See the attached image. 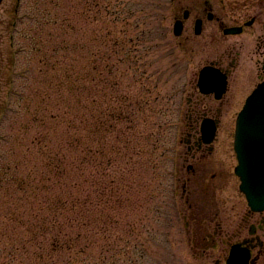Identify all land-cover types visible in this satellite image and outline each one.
<instances>
[{"label":"rangeland","instance_id":"obj_1","mask_svg":"<svg viewBox=\"0 0 264 264\" xmlns=\"http://www.w3.org/2000/svg\"><path fill=\"white\" fill-rule=\"evenodd\" d=\"M207 7L226 26L255 25L225 35L211 21L196 36L188 21L173 34L183 10ZM263 20L264 0H2L0 264H195L194 228L213 223V196L237 192L236 81L209 151L191 144L184 98L198 100L209 57L244 62Z\"/></svg>","mask_w":264,"mask_h":264},{"label":"flooded vegetation","instance_id":"obj_2","mask_svg":"<svg viewBox=\"0 0 264 264\" xmlns=\"http://www.w3.org/2000/svg\"><path fill=\"white\" fill-rule=\"evenodd\" d=\"M189 11V10H188ZM205 17L197 15L191 19L190 11L186 14V18L182 20V34L184 33L188 21L190 30L195 34V23L199 22L201 32L196 35L199 36L203 32V29L208 27V22H215L218 28L222 31L229 28L235 27L239 28L237 35H241L244 32V28H253L255 25V20L251 19L245 21L243 24H235L231 26L224 25V20L221 17L216 16L212 12V7H207L204 9ZM178 17L175 19L177 20ZM248 23V24H247ZM210 30H213L210 27ZM263 33L258 34L254 39V50H250L245 56V61L242 62L241 55L239 51L235 52V55H228L227 60L223 59V54L218 57H209L203 64L197 69L196 77L194 80V86L197 93L198 100L195 103H191L192 98L185 95L184 103L182 106V113L186 119H195V124L191 125L192 132H196L195 139L191 143L189 130L181 131L186 132L185 143L189 144L186 146L188 151H191L190 143L197 148V150H212L213 145H206L203 143V139L200 132V123L203 120H212L217 122L219 126V121L221 120V113L223 105V100L228 95L230 90V84H234L236 81V87L229 100L231 104L230 115L233 116L235 120L240 108L243 106L245 99L251 93V91L259 84L264 83V20L262 23ZM211 38L206 45H212L213 39ZM240 45V44H239ZM234 47V46H233ZM241 47V46H238ZM255 63L258 69L256 74V81H254V75L248 69L249 66ZM203 68H210L211 70L207 73V82L204 83V87L210 88L213 84L220 85L222 81L225 80L226 87L225 91L221 93L219 98H216V93L210 91L208 93L201 92L199 86V72ZM193 80L183 83V88L192 83ZM248 89L246 94L245 91ZM189 95V93H188ZM193 96L194 93H191ZM204 97H210L215 102L218 103V107L215 109V113L209 115L210 109L204 108L201 110L197 108L199 100ZM237 99V101H236ZM187 104V107H186ZM181 113V114H182ZM232 118V117H231ZM230 118V119H231ZM216 140V139H215ZM186 151V153H189ZM195 166L192 164L187 165L188 177L184 180L179 177V181L185 186L188 184L191 175H195ZM216 174L212 175V177ZM236 181L237 177L232 175ZM202 179V180H201ZM200 182L203 181L201 177ZM210 183L211 179L209 180ZM206 183V182H205ZM204 183V184H205ZM185 191V192H184ZM188 192L186 187L183 188V193ZM215 205L214 217L209 222L203 221L201 225L194 228V232H198L199 236L196 240V245L199 248L198 254L191 259L195 261V264H264V209L261 211H251L247 206L244 196L235 192L230 199L226 198L224 195L213 196ZM222 204V205H221ZM219 218V220L217 219ZM224 219V220H223ZM186 231H189V225H186Z\"/></svg>","mask_w":264,"mask_h":264},{"label":"water","instance_id":"obj_3","mask_svg":"<svg viewBox=\"0 0 264 264\" xmlns=\"http://www.w3.org/2000/svg\"><path fill=\"white\" fill-rule=\"evenodd\" d=\"M235 150L240 189L253 206L264 200V88L247 99L236 122Z\"/></svg>","mask_w":264,"mask_h":264}]
</instances>
